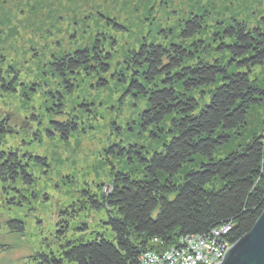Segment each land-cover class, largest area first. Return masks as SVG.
Masks as SVG:
<instances>
[{
  "label": "trees",
  "instance_id": "obj_1",
  "mask_svg": "<svg viewBox=\"0 0 264 264\" xmlns=\"http://www.w3.org/2000/svg\"><path fill=\"white\" fill-rule=\"evenodd\" d=\"M201 27L194 17L180 36L194 39ZM206 54L200 41L189 50L143 44L131 54L129 80L121 83L128 96L145 99L141 128L161 145L151 153L134 146L106 150L140 169L138 175L117 173L108 192L82 194L77 211L103 212L109 236L89 234L86 224H64L61 237L70 229L78 235L65 237L54 251L34 255L31 264H142L145 254L164 252L185 237H210L224 226L230 230L220 240L231 246L251 230L264 209V124L236 147L221 150L245 131L250 112L264 103V88L252 78L253 69L264 66V29L233 21L217 34L221 58L209 60ZM110 63L102 44L95 43L91 50L58 59L51 69L63 79L81 69L104 77ZM1 76L0 91L13 93L16 83ZM97 86L108 84L100 78ZM202 91L208 95L201 96ZM75 121L50 122L48 135L55 132L67 141L79 130ZM7 134L0 123V138ZM34 160L45 165L41 158ZM29 165L0 145V183L9 190L35 185ZM6 227L12 233L25 231L24 224L11 219Z\"/></svg>",
  "mask_w": 264,
  "mask_h": 264
},
{
  "label": "rangeland",
  "instance_id": "obj_2",
  "mask_svg": "<svg viewBox=\"0 0 264 264\" xmlns=\"http://www.w3.org/2000/svg\"><path fill=\"white\" fill-rule=\"evenodd\" d=\"M194 17L201 30L184 40L185 22ZM233 21L264 29V0H0L1 79L16 83L13 93L0 91V121L12 131L0 145L23 159L29 155L35 180L31 189L17 185L15 192L0 183V264H31L34 255L54 251L59 241L78 235L70 229L61 237L64 224H86L89 234L109 236L103 212L77 211L82 194L104 192L117 173L138 175L140 169L106 150L134 146L151 153L161 145L141 128L145 99L128 96L121 83L129 80L126 62L143 44L189 50L196 41L208 59L221 58L217 34ZM95 43L111 58L104 77L81 69L63 79L51 69L58 59L91 50ZM100 78L106 88L97 86ZM252 78L264 88V66L253 69ZM70 117L78 124L76 134L67 141L48 135L50 122ZM263 124L264 103L250 112L241 137L221 152L258 133ZM10 219L24 224L25 231H9Z\"/></svg>",
  "mask_w": 264,
  "mask_h": 264
},
{
  "label": "built area",
  "instance_id": "obj_3",
  "mask_svg": "<svg viewBox=\"0 0 264 264\" xmlns=\"http://www.w3.org/2000/svg\"><path fill=\"white\" fill-rule=\"evenodd\" d=\"M229 227H220L210 237H185L177 245L158 254H145L142 264H219L230 246L220 238Z\"/></svg>",
  "mask_w": 264,
  "mask_h": 264
},
{
  "label": "water",
  "instance_id": "obj_4",
  "mask_svg": "<svg viewBox=\"0 0 264 264\" xmlns=\"http://www.w3.org/2000/svg\"><path fill=\"white\" fill-rule=\"evenodd\" d=\"M219 264H264V209L251 230L228 248Z\"/></svg>",
  "mask_w": 264,
  "mask_h": 264
},
{
  "label": "flooded vegetation",
  "instance_id": "obj_5",
  "mask_svg": "<svg viewBox=\"0 0 264 264\" xmlns=\"http://www.w3.org/2000/svg\"><path fill=\"white\" fill-rule=\"evenodd\" d=\"M53 72H54V71H53ZM0 123L3 124V125H5V126L9 129V134L12 132L11 129L9 128V126L6 125L3 121H0ZM52 134L55 135V134H57V133L54 132V133H52ZM7 135H8V134H7ZM53 135H52V136H53ZM11 152L16 153L15 151H11ZM20 158L23 159L22 156H20ZM29 158H30L29 155L26 156V157H24V159H26V160H28V161L30 162ZM32 160H33V159H32ZM108 190H109V189H108ZM11 220H13V219H11ZM13 221H14V220H13ZM15 221H16V220H15Z\"/></svg>",
  "mask_w": 264,
  "mask_h": 264
}]
</instances>
